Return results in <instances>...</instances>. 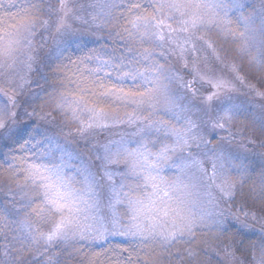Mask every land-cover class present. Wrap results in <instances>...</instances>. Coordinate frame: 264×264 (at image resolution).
I'll list each match as a JSON object with an SVG mask.
<instances>
[{"label": "snow or ice", "instance_id": "obj_1", "mask_svg": "<svg viewBox=\"0 0 264 264\" xmlns=\"http://www.w3.org/2000/svg\"><path fill=\"white\" fill-rule=\"evenodd\" d=\"M55 5L0 0V148L19 143L12 130L19 117L15 96L33 71L36 37L43 33L62 39L59 53L73 41L86 48L85 32H107L99 47L57 63L52 79L58 86L36 94L47 96L45 103L64 118L69 134L72 128L85 137L123 126L132 131L92 145L100 161L96 173L81 166L70 174V154L36 131L19 149L3 153L10 162L0 165L8 181V199L0 202V264H206L197 237L207 235L204 229L222 230L219 217L233 214L221 205L237 195L260 205L259 215L233 216L238 231L252 228L249 219L261 224L258 240H241L239 264H264V168L245 194L248 169L224 149L208 147L212 130L239 114L230 102L214 104L244 83L237 62L264 73V0ZM224 44L232 52L230 79L203 70L222 61ZM173 56L183 71L173 66ZM166 169L175 175H165ZM115 237L129 247H113ZM93 245L107 247L96 252Z\"/></svg>", "mask_w": 264, "mask_h": 264}, {"label": "rangeland", "instance_id": "obj_2", "mask_svg": "<svg viewBox=\"0 0 264 264\" xmlns=\"http://www.w3.org/2000/svg\"><path fill=\"white\" fill-rule=\"evenodd\" d=\"M77 3L87 4L90 0H76ZM51 3L55 5V0H51ZM78 27L86 28V25H79ZM42 32V30H41ZM81 33H77L79 36ZM87 42H90L99 47L97 40H107V32L101 31L97 32L96 35H91L87 32L83 33ZM97 36L100 39H97ZM51 40H48V39ZM65 39V37L63 38ZM50 41V43H48ZM58 42H62L61 38L53 39L47 33L43 35H38L36 37V45L38 47V59L33 65V71L27 74V83L23 85L19 95L15 96V99L20 103L22 101V109L27 110L28 113L32 115L28 119L34 120L35 115H39L38 120H42L47 123V127L55 128L57 133H54V138L60 142L67 154L66 159L70 163L68 169L69 173L76 172V169L83 166L84 168H90L93 173L97 172V167L100 161L96 160V148H92L93 144L103 145L109 140H118L120 136L117 133L121 131H132V129L123 126L121 128H110L105 130H95L91 136H81L75 130L71 129V134H69V127L66 125L64 118L55 113L54 109L45 103L43 99L37 98L36 94L41 93L43 88V82L45 81L49 62H53L59 58L66 50L72 46H77L76 42H69L64 45L61 52H57ZM43 45L42 47L40 45ZM222 61H210L212 68L205 67L203 70L209 75H215L217 77L223 76L225 79H230L234 73L230 71V66L232 65V52L231 47L228 44H224L219 52ZM240 65V71L236 74L244 81L243 84H237L236 90L231 93L222 94L218 99L214 100L215 105H220L222 103H231L239 112V114L231 122L225 125L223 129H214L212 133L214 139L208 145L209 148H222L227 153H229L233 158V163L240 164L241 167H246V165H259L264 168V73L251 68L245 63L237 62ZM172 64L177 69L183 71L182 63L176 59L175 56L172 57ZM3 87V82L0 81V89ZM13 93L9 92V95ZM2 99V98H0ZM198 102V100L196 101ZM36 107L35 111L33 107ZM53 113L48 115V113ZM126 139H134L133 137H126ZM102 151V150H101ZM235 173L236 169H232ZM165 175L171 177L175 175L174 169H166ZM82 179V177H81ZM117 179H119L117 177ZM259 183V182H258ZM8 181L6 175L2 176L0 174V198L6 201L8 199ZM244 190V188H243ZM247 190V189H246ZM106 190L101 192V210L105 213L108 211L106 207ZM245 200L242 195H237L234 201H229L226 204H222V208H228L231 210L233 215L227 217H219L223 221L222 230H231L234 236L232 239L234 242L225 243L222 247V251L219 254L218 263L219 264H239V261L243 258L237 253L239 241L237 235L242 236L241 232L238 231L239 224L235 221L233 216H239L240 220H244L245 217L243 212H256L257 215L260 214L259 203H253L251 198L247 199V206H245ZM8 206V205H7ZM11 207V206H10ZM252 224V228L248 230H243V234L246 239L258 240L260 236L261 224L256 223L249 219L248 221ZM224 230V231H225ZM205 233L209 232L208 229L203 230ZM235 237V238H234ZM111 240H121L127 241L120 237L111 238ZM237 241V242H236ZM227 249V252L225 251ZM230 253V254H229ZM2 259V256H0Z\"/></svg>", "mask_w": 264, "mask_h": 264}, {"label": "trees", "instance_id": "obj_3", "mask_svg": "<svg viewBox=\"0 0 264 264\" xmlns=\"http://www.w3.org/2000/svg\"><path fill=\"white\" fill-rule=\"evenodd\" d=\"M65 39H68V37H65ZM48 40H51V39L49 38ZM97 42H98V45L100 46L104 41L103 40H100V41L97 40ZM48 43H50V41H48ZM93 47H98V46H96L90 42H87L86 48L85 47L72 46L71 48L66 50L61 56H59V58H57V60H55L53 62H49L50 63L48 66L49 68H48V72H47V75L45 78L46 83L44 81H42L44 84L42 86L43 90H42L41 94L44 93L45 89L50 91L53 87L58 86L52 79V77L54 75H57V73L53 72V68L55 67V65L57 63H59L60 61H63L64 64H68L69 63L68 58L76 59L78 56H80L82 54L83 51H87L88 48H93ZM43 100L44 101L47 100L46 95H44ZM33 108L36 112L37 111L41 112V109L37 110L36 107H33ZM27 110H29V109H27ZM27 110L22 109V101H21L19 103V107L17 108V112L19 114V117H18L17 123L12 128V130L17 133L16 138L19 141V143L13 144L9 147L0 148V165H3L4 168H7V164L10 161L4 157L3 153L4 152H12L14 149H19L20 144H22L24 142V139H27L29 134L32 133L33 131H36L40 134H46V135L52 136V137H54L53 136L54 133H57L55 128L47 127V123H44L42 120H38L39 119L38 113H37V115H35L36 119L30 121L27 118L28 117ZM246 168L248 169V174L245 177L246 183L244 185V190H243V192L245 194L248 193L249 185L253 181H255L256 183L259 182L260 171H261V167L259 165H254V164L253 165L251 164L248 166L246 165ZM0 174L2 176L6 175V173H3L2 169H0ZM242 198L247 200L249 197H247L246 195H242ZM0 202H4V200L0 198ZM10 206L11 205H8V207H10ZM224 230L222 233H220V232L207 233V235H201V236L197 237V241H198L199 246L207 252L208 258H207L206 264H219L218 263L219 254L222 251V247L224 246V244L226 242L227 243H230V242L233 243L234 242V240L232 239V237L234 236L232 231L228 230V229L225 231ZM237 237H238L239 241L249 240V239H246V236L243 233H242V236L237 235ZM204 242H207V245ZM111 244L113 247H115L117 245H119L121 247H129L130 242L129 241H121V240H111ZM105 247H107V245H93L92 246L93 250L96 252H102ZM237 253L241 255V251L239 250V247H238ZM124 255H127V253H124ZM100 260L103 262L104 257L101 256Z\"/></svg>", "mask_w": 264, "mask_h": 264}]
</instances>
